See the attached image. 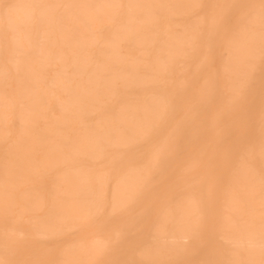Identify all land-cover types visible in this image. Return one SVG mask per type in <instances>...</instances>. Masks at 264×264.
Listing matches in <instances>:
<instances>
[{
	"label": "rangeland",
	"instance_id": "rangeland-1",
	"mask_svg": "<svg viewBox=\"0 0 264 264\" xmlns=\"http://www.w3.org/2000/svg\"><path fill=\"white\" fill-rule=\"evenodd\" d=\"M21 1L0 0V264H264L261 0Z\"/></svg>",
	"mask_w": 264,
	"mask_h": 264
},
{
	"label": "snow or ice",
	"instance_id": "snow-or-ice-1",
	"mask_svg": "<svg viewBox=\"0 0 264 264\" xmlns=\"http://www.w3.org/2000/svg\"><path fill=\"white\" fill-rule=\"evenodd\" d=\"M5 7H13V6L8 5ZM240 7H245V6H240ZM260 8H261L262 16H264V0H261ZM262 55H264V53H262ZM118 208H119V204L116 202H113L111 207L109 208L107 204H105L103 201H100L97 203L95 211L98 214H104L105 212L115 213L118 210Z\"/></svg>",
	"mask_w": 264,
	"mask_h": 264
},
{
	"label": "bare ground",
	"instance_id": "bare-ground-1",
	"mask_svg": "<svg viewBox=\"0 0 264 264\" xmlns=\"http://www.w3.org/2000/svg\"><path fill=\"white\" fill-rule=\"evenodd\" d=\"M21 1V0H20ZM22 2V1H21ZM198 3V2H197ZM50 4H52V3H50ZM160 4V3H159ZM55 5V4H54ZM53 5V6H54ZM18 6V5H17ZM25 6H26V4H25ZM13 8V7H12ZM52 8V7H51ZM15 9V8H14ZM51 11H53V10H51ZM55 11V10H54ZM7 15V14H6ZM152 17V16H151ZM61 18V17H60ZM59 21V20H58ZM13 22H14V19H13ZM12 22V23H13ZM16 23V22H15ZM57 24V23H56ZM11 26H12V24H11ZM13 28H14V26H13ZM14 30V29H13ZM79 38V37H78ZM82 40V39H81ZM79 41V40H78ZM75 42V41H74ZM80 42V41H79ZM151 118V121H152V117H150ZM148 120H150L149 118H148ZM123 121V120H122ZM82 142H84V141H82ZM78 147V146H77ZM90 147V146H89ZM55 158V157H54ZM70 180V179H69ZM68 181V180H67ZM8 186V185H7ZM187 205V204H186ZM218 216V215H217ZM199 239V238H198ZM240 242V241H239Z\"/></svg>",
	"mask_w": 264,
	"mask_h": 264
}]
</instances>
